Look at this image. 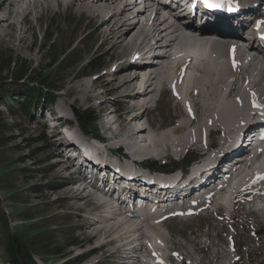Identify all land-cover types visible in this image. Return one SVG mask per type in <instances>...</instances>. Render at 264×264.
Instances as JSON below:
<instances>
[{
    "label": "bare ground",
    "instance_id": "obj_1",
    "mask_svg": "<svg viewBox=\"0 0 264 264\" xmlns=\"http://www.w3.org/2000/svg\"><path fill=\"white\" fill-rule=\"evenodd\" d=\"M151 1L65 2L66 6L73 4L75 11L84 12L89 18L88 23L93 20L98 22L97 27H102L97 30L100 44L109 43L105 52L112 51L111 54L115 58L131 54V59L124 58L118 70L109 73V82L114 83L113 90L121 96L124 104L122 107L129 114L124 127L116 117L107 118V124L115 123L112 131L118 139L115 143L122 146L123 153L133 159L138 158L139 161L147 157L158 160L164 157L177 158L185 149L192 148L193 143L196 148L202 147L210 138L215 139L216 143L211 147L210 144L207 145L206 149L211 150L206 151L205 155H193V151L191 152V156L199 159L198 161L204 159L201 164L194 166V174L178 178L173 176L177 173H171L167 178L156 179L160 183L174 185L171 189L158 185L146 175L138 178L143 180L140 185L145 193L148 189L151 190L150 184L158 195V202L166 205L163 212H135L125 199L121 200L120 206L114 207L99 190L86 182L87 175L81 172L86 173L85 164L91 160L84 157L78 161L73 160L78 163L79 170L72 174H81L79 177L73 175L59 180L63 185H71L61 197L71 200V206L82 212L79 224L88 228V240H96L93 246L77 257L82 258L90 252L96 253L97 250L110 246L106 249L108 256L120 255L123 258L114 264H176L173 262L175 254L180 264L187 263L185 257L192 264H204V256L198 258V251L204 250L198 248L197 239L190 240L193 251L171 252L176 250L174 247L182 244L175 240L174 232L169 228H166V235L161 228L162 223L168 219L186 221L198 217L203 212L215 211L219 215L227 214L233 227L237 217H241L243 220L241 219L240 223L247 230L248 222L252 220L249 219L254 216L259 224L258 238H264V143L253 152H247L246 149V140L251 137L257 124L254 116L264 111V40L258 35L259 31L255 30L258 25H254L255 20L264 24V14L259 13L260 4L246 2L229 11L212 4L211 11L201 10L198 13L200 6H210L204 0H192L190 7L192 12L200 16L199 19L211 18L214 21L198 27L185 13L177 15L175 12L173 17L163 14V6ZM44 2L47 9L53 10L60 1ZM39 4L40 0H0V33L8 31L19 40L25 41L26 32L32 27L28 19ZM172 8L174 6L164 10L172 13ZM254 38H257L258 44L253 42ZM105 74H108V71L99 77ZM203 86L207 88V97L200 103L197 98L206 95L202 91ZM164 91H169L176 98L182 111L174 124L155 130L156 127L148 118L147 111L150 102L157 101ZM194 91L197 92L195 101L192 94ZM154 92H157L158 98ZM101 93L104 95L105 91L100 92V95ZM87 96L82 93L69 98L66 93L59 96L60 101L51 108L56 114V119L53 120H57L52 129H59L55 132L59 135L58 145L62 141L66 143L67 138L77 139L73 137L77 131H64L62 121L57 116H61L64 121L70 120L65 105H77L78 102L86 100ZM99 103L104 104V99ZM137 105L142 108L139 107L140 110L135 111ZM145 121L148 125H145ZM81 147L89 149L91 145ZM57 155L59 156L58 153ZM237 156H240V159L234 162L232 159ZM228 159L234 164L226 181H221L214 190H208L207 194L199 198L197 196L191 199L187 196L196 188L194 182L198 180V176H203L199 180L200 184L212 175H217L218 178L219 170L225 168L223 161L228 162ZM93 164L104 166L101 162ZM105 164L110 168L108 162ZM50 166L59 171L67 168L69 163L56 159ZM209 169V176L202 175ZM106 170L104 169L105 173ZM93 171L97 174L96 169ZM87 173H93L92 169L88 168ZM143 174L145 173L139 169L131 170L122 166V169L116 170L115 178L130 175L128 186L133 187L134 177ZM104 176L107 178L105 174ZM72 184L78 186L72 187ZM131 191L133 189H130V193ZM178 196L182 199L176 201ZM244 202L248 205L245 206ZM222 209L224 212H221ZM85 210L87 211L84 212ZM87 218L90 220H86ZM132 246L133 250L130 249ZM211 250H205V256L211 255L208 257L209 264H221L223 258H228L227 264L240 262V256L232 258L227 249L221 252ZM54 258L56 256H53V260H56ZM103 258L101 255L93 261L96 264Z\"/></svg>",
    "mask_w": 264,
    "mask_h": 264
},
{
    "label": "rangeland",
    "instance_id": "obj_2",
    "mask_svg": "<svg viewBox=\"0 0 264 264\" xmlns=\"http://www.w3.org/2000/svg\"><path fill=\"white\" fill-rule=\"evenodd\" d=\"M59 1V4L51 10L45 7L44 0H40L38 8L28 19L32 27L27 30L25 41L19 40L8 31L0 33V66L3 58L11 55L13 58L26 59L40 79L42 76L45 77L42 83L35 80L26 84L21 79L16 80L7 76L5 71H0L1 264L10 258L7 244L12 240L31 252L37 264H42L41 261L44 264H52L46 260L53 261V264H95L93 259L101 255L104 258L96 264H114L119 261V258L117 261L113 256L107 255L106 249L110 246L99 249L96 253L90 252L85 257H77L93 246L96 240L86 238L88 228L79 224L82 212L71 206V200L61 197L71 185H63L59 180L73 175L79 177L81 174L70 173L69 166L59 171L50 166L56 159L63 160L57 156L60 148L57 145L59 139L55 132L59 129L55 128V131L50 127L52 122L47 120L46 110L40 113L41 106H26L25 100H22L29 87L52 92L55 98L50 108L60 101L59 96L66 93L69 98L86 93L88 96L83 102H78L77 105H65L71 123L77 124V117L81 111L90 107L98 117V124L100 123L102 129L100 132H104L107 136L112 134L114 142L117 139L112 132L115 123L107 124V118L116 117L115 119H118L124 127L125 119L129 116L122 107L124 104L121 96L113 90L114 83L109 82L111 76L109 73L117 71L124 58L131 59V54L115 58L111 54L112 51L105 52L109 43L100 44L97 30L102 27H97L98 22L93 20L88 23L89 18L84 12L75 11L73 4L66 6L67 0ZM77 28L80 33L74 32ZM107 71L108 74L99 77ZM102 91H105L104 95L102 93L100 95ZM154 94L158 98L157 92ZM161 94L157 101L150 102L147 111L148 118L156 127L155 130L174 124L182 111L176 98L169 91ZM192 94L194 95V92ZM101 99H104V104L99 103ZM38 100H40L38 104L42 102L49 104L44 98ZM196 104L198 106V102ZM139 107L142 108L137 105L135 111L140 110ZM114 109L116 111L112 112ZM101 115H104L105 121H100ZM146 123L145 121V125H148ZM215 143V139L210 138L202 147L196 148L193 143L192 148L185 149L180 154L181 157L180 155L177 158L164 157L159 160L147 157L145 160L152 159L171 164L172 160L181 159L192 151L193 155L200 153L205 155L211 150L206 149L207 145L210 144L211 147ZM72 185V187L78 186V184ZM243 204L248 205L247 202ZM221 212H224V209ZM241 219L237 217L236 225L233 227L227 214L219 215L215 211L203 212L198 217L186 221L168 219L162 223L161 228L166 235H168L166 228H169L172 233L174 232L175 240L182 244L174 247L176 250L173 249L171 252L193 251L191 241L197 239L198 248L204 250L198 251V258L204 256L202 260L204 264H209L208 257H211V255L205 256V250L208 248L212 249V252L229 250L232 258L240 256L238 264L248 262L264 264V238H258L257 235L258 219L254 216L249 219L252 220L248 222V232L240 223ZM86 220L89 221L90 218ZM53 256H56L54 258L56 260H53ZM178 260L175 254L173 262L180 264ZM185 261L186 264H192L187 257ZM227 263L228 258H223L221 264Z\"/></svg>",
    "mask_w": 264,
    "mask_h": 264
},
{
    "label": "trees",
    "instance_id": "obj_3",
    "mask_svg": "<svg viewBox=\"0 0 264 264\" xmlns=\"http://www.w3.org/2000/svg\"><path fill=\"white\" fill-rule=\"evenodd\" d=\"M75 33H80L79 29L77 28ZM96 68V67H95ZM0 71H5L6 75L14 78V79H21L22 81L26 82H33L35 80H39V83H42L45 81V77L42 76V79L39 78L38 75H36V72L31 67V64L26 59L21 58H13L11 55H6L1 63ZM26 98H44L47 100H53L52 92H46L42 91L39 88H32L29 87V91L22 97L23 99ZM30 101H26V106ZM79 125L87 132V133H97L98 127H97V119L95 116V112L92 108L88 107L81 111L80 115L77 117ZM188 156L185 157L180 162H187ZM147 164L149 166H152L153 168H172L174 165H179L178 161H172L171 164H166L165 162H160L156 160H147ZM181 164V163H180ZM55 226H59L58 224H55ZM54 229H57L54 227ZM7 250L10 253V258L8 261H10L12 264H36L35 259L33 257V254L29 252L28 250L22 248L17 241L12 240L7 244Z\"/></svg>",
    "mask_w": 264,
    "mask_h": 264
}]
</instances>
